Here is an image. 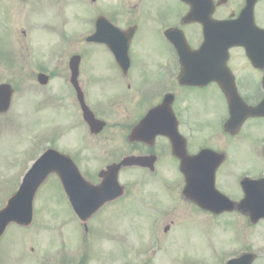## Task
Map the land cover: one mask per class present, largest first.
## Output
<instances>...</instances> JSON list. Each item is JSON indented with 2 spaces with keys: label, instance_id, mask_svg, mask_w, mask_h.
<instances>
[{
  "label": "flooded vegetation",
  "instance_id": "obj_1",
  "mask_svg": "<svg viewBox=\"0 0 264 264\" xmlns=\"http://www.w3.org/2000/svg\"><path fill=\"white\" fill-rule=\"evenodd\" d=\"M17 1L30 4L31 13L60 19L54 31L68 26L69 17L85 29L77 41L82 51L72 55L80 57L74 75L68 61L66 85L76 114L81 117L79 92L94 117L105 122L99 134L89 133L91 138L110 127L120 145L117 159L96 172L86 170L83 156L72 155L84 180L102 185L107 166L127 156L148 158L144 168L120 170L123 194L101 209L113 205L116 210L105 219L117 228L115 240L107 242L116 251L89 257L83 245V252L68 254L66 264H247V254L253 255L250 264H263L258 228L264 220L253 225L238 210L215 214L212 207L219 200L210 185L237 204L245 198V180H264V110L252 111L264 106V0ZM97 23L101 42H91ZM114 32L117 49L128 52L120 63L102 59ZM39 74L49 78L41 89L51 85L52 72ZM105 114H116L117 124L107 125ZM173 143L184 147L181 158L173 154ZM50 183L73 214L59 180L53 176ZM125 199L131 203L118 205ZM122 220L149 235L141 241L121 236L116 225ZM181 225L194 230L173 231ZM213 227L219 235H211ZM251 234H257L260 246Z\"/></svg>",
  "mask_w": 264,
  "mask_h": 264
},
{
  "label": "rangeland",
  "instance_id": "obj_2",
  "mask_svg": "<svg viewBox=\"0 0 264 264\" xmlns=\"http://www.w3.org/2000/svg\"><path fill=\"white\" fill-rule=\"evenodd\" d=\"M30 6L17 0H0V84H9L15 91L10 111L0 116V209L43 149L51 147L69 155L83 156L86 170L96 172L117 159V144L120 145L117 131L110 127L100 137L91 138L74 111L72 93L66 85L68 60L78 50L82 51L76 36L85 29L69 17L68 26L54 31L60 19L31 13ZM72 37L75 42L71 41ZM110 58L106 53L102 56L105 60ZM40 71L52 72L53 81L45 89L36 82V73ZM107 80L109 85L112 81ZM103 118L107 125L117 124L116 114H105ZM121 150L126 152L123 147ZM129 203L125 199L118 205L123 207ZM112 211L115 216L113 205L101 210L95 216L96 222L92 221L95 217L92 218L88 229L93 232L87 235L62 201L58 187H52L49 182L36 195L32 224L27 228L11 225L0 239V264H66L68 254L83 252V245L85 256L89 257L98 252L116 251L107 244L118 235L114 223L105 222ZM123 221L122 224L117 221L116 225L121 226V236L135 235L138 236L135 239L141 241L149 235L148 231L142 232L143 228L129 226L131 221ZM258 229L263 231L264 241L262 223ZM188 230L193 232L194 229L181 225L173 231L189 233ZM218 230L213 227L211 235H219ZM250 239L257 242L255 246H260L257 234H251Z\"/></svg>",
  "mask_w": 264,
  "mask_h": 264
},
{
  "label": "water",
  "instance_id": "obj_3",
  "mask_svg": "<svg viewBox=\"0 0 264 264\" xmlns=\"http://www.w3.org/2000/svg\"><path fill=\"white\" fill-rule=\"evenodd\" d=\"M113 53L117 58V50ZM78 59H72L76 62ZM72 67H77V62L71 64ZM39 78L41 84H45L46 81ZM13 90L8 85L0 86V114H4L9 110ZM257 113L256 111H254ZM85 121L90 125L93 132H98L101 127L94 125L92 116L89 112L84 113ZM138 160L135 158H127L120 165H113L107 169V172L111 175L112 184H103L97 189L91 187H85L84 190H78L69 184L74 179L72 173H75V177L80 179L78 171L68 156L59 154L55 151H47L40 159H38L27 172L22 180L18 191L8 200L6 206L0 210V238L3 235L6 228L11 224L18 226L28 227L32 222L33 217V201L38 189L47 180L50 175H56L60 179L64 190L72 199V205L75 213L85 222L97 209L107 202L117 197V172L121 165L132 166ZM253 185H257L256 182H251ZM257 187H260L258 184ZM260 193V195H259ZM263 193L257 188H254L246 199L242 202V205H247V213L250 215L252 222H256L259 219L264 218V199L261 197ZM260 196V197H259ZM256 199L254 200V198ZM224 207L222 208V210Z\"/></svg>",
  "mask_w": 264,
  "mask_h": 264
}]
</instances>
